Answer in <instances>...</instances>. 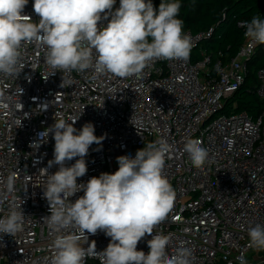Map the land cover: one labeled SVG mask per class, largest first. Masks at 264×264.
<instances>
[{
    "label": "built area",
    "instance_id": "obj_1",
    "mask_svg": "<svg viewBox=\"0 0 264 264\" xmlns=\"http://www.w3.org/2000/svg\"><path fill=\"white\" fill-rule=\"evenodd\" d=\"M118 7L116 0L114 10ZM23 14L33 22L40 19L33 0H28ZM249 20L237 21L242 40L229 60L224 61L221 52L214 56L200 50V59L194 61L192 51L213 30L197 34L187 30L193 44L190 58L158 60L144 69L140 79L111 74L93 79L91 70L50 75L54 70L45 63V50L25 45V67L19 76L0 74V181L6 182L15 172L17 189L0 205V217L14 202L23 203L25 215L22 232L14 237L0 234V264H50L54 236L43 219L50 211L43 197L46 178L40 170L46 168L53 174L59 165L49 166L54 159L53 134L43 142L40 133L56 119L69 123L77 119L73 125L77 130L91 122L95 135L104 137L99 145L90 146L85 157L87 173L77 183L114 173L119 167L117 157L134 158L137 150L158 139L173 146L163 174L175 190L174 206L154 230L170 236L169 256L187 247L193 252L194 264H239V256L248 264H264V251L247 247L248 228L264 224V108L255 118L245 111L221 112L226 99L245 80L250 59L264 46L245 38L241 22ZM257 79L255 93L264 104V67L257 71ZM188 139H199L208 149L209 162L202 168L194 167L183 151ZM35 142H40L37 149L31 147ZM3 186L0 183V189ZM82 195L83 191L78 192L69 200L75 202ZM151 238H142L137 250L147 254ZM92 241L101 252L110 237L98 230L88 234V242L82 240L81 245L88 247ZM86 264L101 262L88 258Z\"/></svg>",
    "mask_w": 264,
    "mask_h": 264
},
{
    "label": "clouds",
    "instance_id": "obj_2",
    "mask_svg": "<svg viewBox=\"0 0 264 264\" xmlns=\"http://www.w3.org/2000/svg\"><path fill=\"white\" fill-rule=\"evenodd\" d=\"M27 4L28 0H0V74L19 76L25 67L22 48L29 44L45 50V63L54 70L50 75L91 70L93 79L106 74L140 79L144 69L158 60L190 58L192 38L178 18L180 0H161L158 9L151 0H119L115 10L116 0H33L38 22L23 14ZM102 20L108 23L104 25ZM241 23L246 39L264 44V18L254 15ZM65 83L62 75L61 87ZM67 83L70 86L71 81ZM76 120L56 119L40 133L43 142L53 134L54 159L49 166L59 165L53 174L46 168L40 170L46 178L43 197L50 211L43 219L54 236L50 264H86L88 258H98L101 264H194L193 252L187 247H179L169 256L170 236L154 231L174 206L175 190L163 174L173 146L158 139L137 150L134 158L117 157L119 167L114 173L77 183L87 173L85 157L90 146L99 145L104 137L95 135L91 122L77 130L73 126ZM39 146L40 142L31 145ZM183 151L196 168L209 162L208 149L199 139L186 140ZM77 157L75 163L65 166ZM0 183L4 185L0 189L2 205L17 191L16 173ZM81 191L84 195L75 202L69 200ZM22 204L14 202L0 217V234L14 237L23 231ZM98 230L110 237L108 246L101 252L96 251L95 241L83 247L81 241L88 242V234ZM247 232V247L264 251V224L257 223ZM146 235L152 236L147 254L137 250ZM236 259L248 264L243 256Z\"/></svg>",
    "mask_w": 264,
    "mask_h": 264
},
{
    "label": "trees",
    "instance_id": "obj_3",
    "mask_svg": "<svg viewBox=\"0 0 264 264\" xmlns=\"http://www.w3.org/2000/svg\"><path fill=\"white\" fill-rule=\"evenodd\" d=\"M158 9L161 0H153ZM178 18L184 21V31L193 34L212 29L211 36L192 51L194 61L200 59V50L212 55L223 54L224 61L232 58L241 43L242 29L237 26L239 19H251L254 15L264 16V0H180ZM264 67V46L259 47L250 59L248 73L234 95L226 99L222 113L245 111L255 118L264 104L255 93L258 84L257 71ZM235 104V109L232 105Z\"/></svg>",
    "mask_w": 264,
    "mask_h": 264
}]
</instances>
